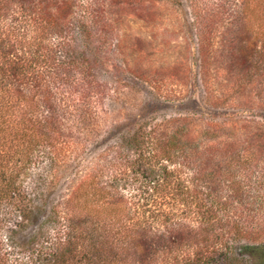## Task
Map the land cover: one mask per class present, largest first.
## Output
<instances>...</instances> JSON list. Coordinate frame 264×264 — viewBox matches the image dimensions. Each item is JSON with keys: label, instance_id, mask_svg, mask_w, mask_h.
<instances>
[{"label": "trees", "instance_id": "16d2710c", "mask_svg": "<svg viewBox=\"0 0 264 264\" xmlns=\"http://www.w3.org/2000/svg\"><path fill=\"white\" fill-rule=\"evenodd\" d=\"M157 1L0 0V264H264V239L241 228L250 155L216 125L195 135L192 117L141 120L144 105L85 147L108 8ZM228 1L188 0L201 31ZM236 1L241 23L264 5ZM240 34L241 56L260 52ZM38 163L70 178L51 203L23 186Z\"/></svg>", "mask_w": 264, "mask_h": 264}, {"label": "rangeland", "instance_id": "374dc122", "mask_svg": "<svg viewBox=\"0 0 264 264\" xmlns=\"http://www.w3.org/2000/svg\"><path fill=\"white\" fill-rule=\"evenodd\" d=\"M105 17L110 32L96 65L100 94L96 132L84 142L88 153L96 151L94 141L137 117L144 105L141 120L192 117L195 135L212 123L217 127H211V138L241 142L235 149L241 160L250 155L246 165L241 162V228L256 233L254 241L263 240L264 5L241 23L239 2L229 0L202 31L188 0L110 7ZM241 30L259 53L241 56ZM52 173L44 163L34 164L23 186L34 198L46 194L51 203L71 186L70 178L56 182ZM28 235L23 232L17 243ZM241 264L247 263L241 259Z\"/></svg>", "mask_w": 264, "mask_h": 264}]
</instances>
